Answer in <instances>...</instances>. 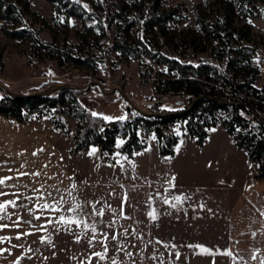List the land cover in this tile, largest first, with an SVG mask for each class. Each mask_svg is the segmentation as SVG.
Returning a JSON list of instances; mask_svg holds the SVG:
<instances>
[{
  "label": "rangeland",
  "instance_id": "obj_1",
  "mask_svg": "<svg viewBox=\"0 0 264 264\" xmlns=\"http://www.w3.org/2000/svg\"><path fill=\"white\" fill-rule=\"evenodd\" d=\"M28 1L35 13L28 21L41 38L78 42L73 31L66 33L55 26L48 0ZM200 1L168 0V4L180 3L192 12ZM257 4L264 7V3ZM262 8L258 7L259 13L248 19L256 45L254 60L261 72L258 86H264ZM75 27H81L80 21H75ZM86 48L99 50L89 43ZM161 69L166 66L145 55L124 58L112 50L97 69L59 64L48 55L40 59L32 52L29 40L6 36L0 20V96L2 85L27 93L68 82L84 86L78 93L80 100L94 113L111 120L126 119L130 111L135 114L117 88L130 98L139 93L136 104L146 111L184 107L187 96L155 91L152 80ZM95 80L102 87L89 84ZM69 122L71 130L61 128L68 135L59 140L67 153L65 186H32L47 182L41 177V160L36 163L26 152L10 155L6 143V147H0V178L12 177L0 185V192L7 193L0 195V203L16 201V206L8 205L0 212V225H7L0 228V237L11 238L0 242V264H250L236 253L227 234L229 202L236 186L224 187L226 181L222 178L225 165L234 159L238 162L239 155L231 160L230 150L236 147L222 124L212 127L203 146L197 145L179 123L170 124L169 130L177 132L179 138L175 151L169 154H162L156 135L139 124L138 132L146 146L129 156L121 150L124 138L117 136L108 158L95 143L85 150H75L76 117H69ZM10 128L0 122V137L6 141L5 130ZM93 148L96 152L89 155ZM22 167L30 169L23 171ZM256 171L250 181L255 180ZM45 203L53 207H41ZM153 211L155 219L148 215ZM94 253H101L103 258Z\"/></svg>",
  "mask_w": 264,
  "mask_h": 264
},
{
  "label": "trees",
  "instance_id": "obj_2",
  "mask_svg": "<svg viewBox=\"0 0 264 264\" xmlns=\"http://www.w3.org/2000/svg\"><path fill=\"white\" fill-rule=\"evenodd\" d=\"M48 1L55 26L66 33L73 31L78 42L41 38L28 21L35 14L28 0H0L3 33L29 40L32 52L40 59L48 55L59 64L68 62L87 69H97L109 50L119 51L124 58L145 55L166 66L157 70L152 80L155 91L185 95L188 102L169 110H181L175 113L135 109L126 119L105 120L100 114L92 115L91 107L80 100L78 93L85 88L17 98L3 89L0 115L20 122L49 115L53 126L66 132L71 130L69 117H76L74 149L85 150L95 143L108 158L117 136L124 138L121 150L129 156L146 146L139 124L156 135L160 152L169 154L179 138L177 132L169 130L170 124L179 123L203 145L209 129L221 123L236 146L258 163L255 177L264 179V86L256 84L261 72L254 60L256 45L248 21L259 13L262 5L257 3L264 0H202L192 12L180 3L168 4V0ZM262 10L264 13V7ZM76 20L80 28H74ZM88 43L99 50L86 48ZM199 94L205 97L187 110Z\"/></svg>",
  "mask_w": 264,
  "mask_h": 264
},
{
  "label": "crops",
  "instance_id": "obj_3",
  "mask_svg": "<svg viewBox=\"0 0 264 264\" xmlns=\"http://www.w3.org/2000/svg\"><path fill=\"white\" fill-rule=\"evenodd\" d=\"M0 122L7 123L11 127L5 130L8 131V141L0 137V147L6 143V146H10V155L15 156L18 152H26L35 161L37 160L36 163L39 159L41 160V177L47 179V182L36 183L32 186L42 184L43 188H50L56 183L66 185L68 181L67 153L60 146L59 140L62 137L66 138L68 134L61 128L54 127L51 119L43 118V116L30 123H25L0 115ZM211 129L212 127L209 129L206 140ZM191 139L195 141L194 138ZM232 139L236 148L230 150L231 160L234 155L238 154L239 161L234 159L235 162L227 163L224 168V178H222L226 181L223 183L224 187L236 186L234 197L229 202L227 234L236 253L242 259L250 264H264V215H261L264 211V179L250 181L249 178L254 173V169L257 170L258 163L252 161L246 151L236 146L233 136ZM195 143L199 145L196 141ZM74 145L75 143L73 147ZM13 164H16V161ZM29 169L30 167H26L22 170L29 171ZM28 185L31 186L29 183Z\"/></svg>",
  "mask_w": 264,
  "mask_h": 264
},
{
  "label": "water",
  "instance_id": "obj_4",
  "mask_svg": "<svg viewBox=\"0 0 264 264\" xmlns=\"http://www.w3.org/2000/svg\"><path fill=\"white\" fill-rule=\"evenodd\" d=\"M94 83L98 84L100 87H102V83L97 81V80L89 82V84H94ZM2 88H4L11 96L17 98V97H26V96L48 95V94H50V93H52V92H54L56 90H60V89H64V88H84V86H82V85H73L71 83L64 82V83H59V84H53V85H50V86H48L46 88H43L41 90H36V91H32V92H27V93L12 90V89L4 86V85H2ZM117 90H119L125 96L127 101L129 102L128 109H131V106H132L134 109L140 111L141 113H149L148 111L141 109L120 88H117ZM203 97H205V95H203V94L196 95L193 98V100H192L191 104L189 105V107L187 108V110L190 109L199 99H201ZM208 97H210V96H208ZM178 111H181V110L166 111L165 113H175V112H178ZM153 113L157 114V115L163 114V112H153ZM255 114L257 116H260L257 112H255Z\"/></svg>",
  "mask_w": 264,
  "mask_h": 264
},
{
  "label": "snow or ice",
  "instance_id": "obj_5",
  "mask_svg": "<svg viewBox=\"0 0 264 264\" xmlns=\"http://www.w3.org/2000/svg\"><path fill=\"white\" fill-rule=\"evenodd\" d=\"M92 115L95 116V115H98V114L97 113H92ZM103 118L105 120H111L112 119V117H108V116H104ZM119 119H124V117H120ZM118 143H122V141H119ZM95 152H96V149L93 148L92 151L89 153V155H92ZM38 174L39 173H34V175H38ZM21 175H25V173H21ZM10 179H12V177H3V178H0V185H4L5 182L7 180H10ZM73 187H74V185H73ZM0 195H7V193L0 192ZM48 196L49 197H52L53 194L51 192H49L48 193ZM165 202L167 203V201H165ZM56 203H60V201H57ZM8 205L16 206V201L15 200H7V201H4L3 203H0V212H4L5 209H6V207ZM41 207H43V208H50V207H53V205L48 204V203H45V204L41 205ZM99 214H102V212L99 213ZM148 215L151 216L153 219H155V213H154V211L153 212H149ZM261 215H264V211L261 212ZM2 218L3 217H0V219H2ZM61 220L63 221L64 220V217H61ZM49 222H51V221H49ZM3 227H7V225H0V228H3ZM16 238L19 239V236H17ZM6 239L10 240L11 238L10 237H0V242H2L3 240H6ZM113 239H115V237H113ZM198 247H200V246H198ZM94 255L101 256V258H103L101 253H94ZM253 258H255V257H253ZM113 264H115V261L113 262Z\"/></svg>",
  "mask_w": 264,
  "mask_h": 264
},
{
  "label": "built area",
  "instance_id": "obj_6",
  "mask_svg": "<svg viewBox=\"0 0 264 264\" xmlns=\"http://www.w3.org/2000/svg\"><path fill=\"white\" fill-rule=\"evenodd\" d=\"M131 99H132L133 102L138 103V102L140 101L139 93H134V94L131 96ZM254 181H259V179H258V178H255ZM249 185H251V183H250Z\"/></svg>",
  "mask_w": 264,
  "mask_h": 264
}]
</instances>
